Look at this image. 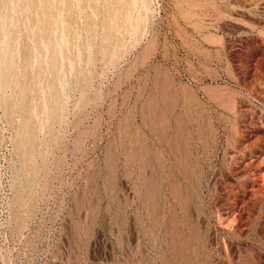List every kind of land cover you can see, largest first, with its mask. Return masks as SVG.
<instances>
[{"label":"rangeland","instance_id":"obj_1","mask_svg":"<svg viewBox=\"0 0 264 264\" xmlns=\"http://www.w3.org/2000/svg\"><path fill=\"white\" fill-rule=\"evenodd\" d=\"M68 2L0 0V264H264V0Z\"/></svg>","mask_w":264,"mask_h":264},{"label":"bare ground","instance_id":"obj_2","mask_svg":"<svg viewBox=\"0 0 264 264\" xmlns=\"http://www.w3.org/2000/svg\"><path fill=\"white\" fill-rule=\"evenodd\" d=\"M49 1V0H48ZM127 1V0H126ZM134 1V0H133ZM42 2V1H41ZM64 2H65V0H64ZM67 2H68V0H67ZM92 2V1H91ZM94 2V1H93ZM46 3V2H45ZM69 3V2H68ZM125 3V2H124ZM42 4L44 5V3L42 2ZM51 4H53L52 2H51ZM59 4H60V2L58 3V6H59ZM64 5V4H63ZM112 5V4H111ZM126 5H128V4H126ZM52 6V5H51ZM50 6V7H51ZM125 6V5H124ZM3 7V6H2ZM60 7H62V6H60ZM91 7H93V6H91ZM133 7V6H132ZM6 8H7V6H6ZM44 8V7H43ZM63 8V7H62ZM61 8V9H62ZM108 8V7H107ZM8 9H9V7H8ZM50 9V8H49ZM60 9V10H61ZM125 9H127V8H125ZM132 9V8H131ZM6 10V9H5ZM89 10H90V8H89ZM129 10V9H128ZM1 11V10H0ZM8 11V10H7ZM50 11V10H49ZM62 11H63V9H62ZM86 11V10H85ZM134 11V10H133ZM133 11H131V13H133ZM2 12V11H1ZM64 12H65V10H64ZM112 12V11H111ZM128 12V11H127ZM27 13V12H26ZM114 13H116V12H114ZM44 14H45V12H44ZM50 14H51V12H50ZM128 14V13H127ZM46 16V15H45ZM115 16V15H114ZM128 16V15H127ZM44 18V17H43ZM46 18V17H45ZM50 18H51V16H50ZM58 18H59V16H58ZM114 18V17H113ZM116 18V17H115ZM126 18V17H125ZM48 19H49V16H48ZM53 20V19H52ZM60 20V19H59ZM0 21H1V19H0ZM44 21V20H43ZM49 21V20H48ZM61 21V20H60ZM114 21V20H113ZM51 22V21H50ZM54 22V21H53ZM58 22V20L56 21V23ZM43 23H45V22H43ZM42 23V24H43ZM47 23V22H46ZM45 23V24H46ZM52 23V22H51ZM50 23V24H51ZM1 24V23H0ZM111 24V23H110ZM114 24V23H113ZM4 25V24H3ZM47 26V25H46ZM48 26H49V24H48ZM51 26H53V25H51ZM1 27V26H0ZM63 27V26H62ZM115 27H117V26H114V29H115ZM53 28V27H52ZM64 28V27H63ZM42 29H43V27H42ZM41 29V30H42ZM49 29V28H48ZM57 29V28H56ZM116 29H118V27L116 28ZM40 30V29H39ZM49 31V30H48ZM53 31V30H52ZM59 31V30H58ZM40 32V31H39ZM49 33V32H48ZM59 33V32H58ZM64 33V32H63ZM110 33V32H109ZM47 34V33H46ZM66 34V33H65ZM41 35V34H40ZM39 35V36H40ZM62 36H64V35H62ZM42 38V37H41ZM50 38H51V36H50ZM47 39H48V37H47ZM65 39H66V37H65ZM40 40V39H39ZM50 39H48V41H49ZM68 40V39H67ZM5 41V40H4ZM43 41V40H42ZM51 41V40H50ZM54 41V40H53ZM10 42H11V40H10ZM36 42V41H35ZM41 42V41H40ZM39 42V43H40ZM5 43V42H4ZM8 44H9V42H8ZM37 44H38V42H37ZM67 44V43H66ZM7 46V45H6ZM10 47V46H9ZM65 47H66V45H65ZM4 48V47H3ZM61 48V47H60ZM7 49V48H6ZM5 49V50H6ZM59 49V48H58ZM62 49V48H61ZM4 50V51H5ZM53 50V49H52ZM8 51H10L9 49H8ZM61 51V50H60ZM2 52V51H1ZM55 52V50H53V53ZM3 53V52H2ZM1 53V54H2ZM6 53H7V51H6ZM12 52H10V54H11ZM61 53V52H60ZM62 53H63V51H62ZM5 55V54H4ZM9 55V53L7 54V56ZM1 57V56H0ZM6 57V56H5ZM45 57V56H44ZM63 57H64V54H63ZM8 58V57H7ZM9 58H10V55H9ZM61 58V57H60ZM44 59V58H43ZM51 59V58H50ZM54 59H55V57H54ZM39 60H40V58H39ZM45 60H46V58H45ZM6 61H7V59H6ZM37 61V60H36ZM56 61V60H55ZM39 62H41V61H39ZM35 63V62H34ZM42 63V62H41ZM41 63H39V65L41 64ZM5 64H6V62H5ZM4 64V65H5ZM43 64V63H42ZM33 65V64H32ZM38 65V66H39ZM44 65V64H43ZM7 66V65H6ZM8 67V66H7ZM30 67H31V64H30ZM41 67V66H40ZM44 67V66H43ZM39 68V67H38ZM2 69V68H1ZM32 69H34V68H32ZM36 69V68H35ZM29 70V69H28ZM4 71H5V69H4ZM36 71V70H35ZM43 70H41L40 72H42ZM3 72V71H2ZM6 72V71H5ZM44 72V71H43ZM1 73V72H0ZM31 73H33V72H31ZM57 73V72H56ZM2 74V73H1ZM42 74V73H41ZM58 74V73H57ZM2 76V75H1ZM60 76V75H59ZM64 76H65V74H64ZM24 77H26V76H24ZM33 77V76H32ZM5 78V77H4ZM29 78H30V76H29ZM42 78V77H41ZM24 79H27V78H24ZM31 79V78H30ZM43 79H44V77H43ZM43 79H41V80H43ZM60 79H61V77H60ZM2 80H4V79H2ZM32 80V79H31ZM35 80V79H34ZM37 81H38V79H37ZM44 81V80H43ZM42 81V82H43ZM5 82H6V80H5ZM28 84H30L29 83V81L27 82ZM35 83V82H34ZM45 84V83H44ZM1 85H3L2 83H1ZM29 86V85H28ZM31 86V85H30ZM2 88H4V86H2ZM29 89V88H28ZM30 90V89H29ZM28 93H30V91L28 92ZM30 95V94H29ZM29 95H28V99H29ZM31 98V97H30ZM24 100V99H23ZM31 100V99H30ZM28 101V100H27ZM37 102V101H36ZM34 106V105H33ZM42 106H45V105H42ZM44 110V109H43ZM29 121V120H28ZM34 131V130H33ZM33 131H32V135H33ZM34 134H35V132H34Z\"/></svg>","mask_w":264,"mask_h":264}]
</instances>
